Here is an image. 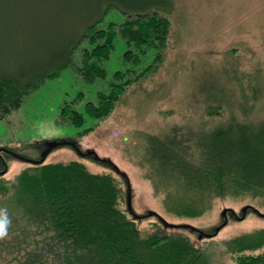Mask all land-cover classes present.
Here are the masks:
<instances>
[{
    "label": "trees",
    "instance_id": "16d2710c",
    "mask_svg": "<svg viewBox=\"0 0 264 264\" xmlns=\"http://www.w3.org/2000/svg\"><path fill=\"white\" fill-rule=\"evenodd\" d=\"M152 4L98 0L81 32L53 48L28 51L16 27L2 35L15 51L30 55L19 65L0 62V120L65 72L104 87L83 112L75 108L83 93L64 102L61 123L81 127L86 118L108 119L127 91L155 75L166 59L173 23ZM119 42L125 50L110 75ZM0 52L13 51L0 46ZM227 108L215 97L194 118L197 129L150 142L149 180L162 214H136L122 173H93L80 161L29 162L13 177L0 172V211L9 219L0 236V264H212L222 256L223 264H264V229L219 241L221 255L210 260L204 244L224 228L208 233L192 224L221 208L222 223L224 210L229 221L239 218L238 207L241 218L247 207L264 217V127L227 114Z\"/></svg>",
    "mask_w": 264,
    "mask_h": 264
},
{
    "label": "rangeland",
    "instance_id": "374dc122",
    "mask_svg": "<svg viewBox=\"0 0 264 264\" xmlns=\"http://www.w3.org/2000/svg\"><path fill=\"white\" fill-rule=\"evenodd\" d=\"M122 1L136 4L141 0ZM146 1L156 5L155 10L173 23L169 50L158 72L132 86L108 119L86 118L81 127L61 123V105L83 93L84 99L75 107L83 112L86 102L97 101L104 84L86 85L69 72L48 82L18 110L0 120V172L13 177L29 162L80 161L93 173L117 176L120 172L126 176L133 188L132 208L136 214H162L152 198L149 180L151 141L169 133L197 129L194 118L215 97L228 103L227 114L264 127V0ZM97 3L98 0H0V46L13 51L0 52V62L26 63L29 53L41 46L53 48L72 41L82 30V20L92 14ZM111 18L119 19L115 13ZM14 27L19 40L26 41L29 53L25 49L18 53L10 41L7 45L8 37L2 35H12ZM123 45L118 43L107 66L110 75L116 69L114 61L125 50ZM87 128L92 130L81 134ZM221 209L203 222L192 224L213 232L224 223ZM239 209H235L239 218L230 216L228 225L221 228L222 235L204 244L211 248L210 260L221 255L217 250L219 241L264 229V217L251 210L241 219ZM217 258L210 262L227 261L224 256L221 262Z\"/></svg>",
    "mask_w": 264,
    "mask_h": 264
},
{
    "label": "clouds",
    "instance_id": "9594fccd",
    "mask_svg": "<svg viewBox=\"0 0 264 264\" xmlns=\"http://www.w3.org/2000/svg\"><path fill=\"white\" fill-rule=\"evenodd\" d=\"M9 224L8 215L4 211H0V236H3L7 231Z\"/></svg>",
    "mask_w": 264,
    "mask_h": 264
},
{
    "label": "water",
    "instance_id": "95a60500",
    "mask_svg": "<svg viewBox=\"0 0 264 264\" xmlns=\"http://www.w3.org/2000/svg\"><path fill=\"white\" fill-rule=\"evenodd\" d=\"M119 173H120V172H119ZM125 178L127 179L128 188H129V190H128V192H129L128 201H129V208L131 209V187H130V181H129V179H128L126 176H125ZM248 209H249L248 207L244 209L243 217L246 215ZM227 212H228V210H224V211H223V215L225 216V222H224V225L227 224V222H228ZM243 217H242V218H243ZM242 218H241V219H242ZM224 225L218 227L217 230H216V233L219 232L220 229H221Z\"/></svg>",
    "mask_w": 264,
    "mask_h": 264
}]
</instances>
